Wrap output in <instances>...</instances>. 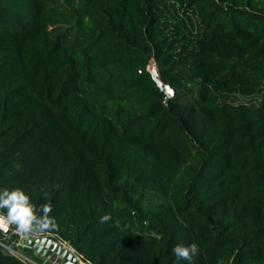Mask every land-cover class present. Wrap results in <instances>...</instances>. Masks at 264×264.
Here are the masks:
<instances>
[{
	"label": "trees",
	"instance_id": "16d2710c",
	"mask_svg": "<svg viewBox=\"0 0 264 264\" xmlns=\"http://www.w3.org/2000/svg\"><path fill=\"white\" fill-rule=\"evenodd\" d=\"M15 188L87 264H264V0H0Z\"/></svg>",
	"mask_w": 264,
	"mask_h": 264
},
{
	"label": "clouds",
	"instance_id": "9594fccd",
	"mask_svg": "<svg viewBox=\"0 0 264 264\" xmlns=\"http://www.w3.org/2000/svg\"><path fill=\"white\" fill-rule=\"evenodd\" d=\"M0 209H6V214H0V228H7L10 224H15V231L21 235L27 236L34 232L55 228V218L49 214L52 208L48 204H42L38 211V216L34 211V206L30 203V197L20 188L11 191L8 189L0 192ZM111 219L109 215L100 218L101 223L108 222ZM179 260H184L187 264H192L193 258L199 254V247L196 243L185 245L177 244L172 249ZM217 264H224L222 259L217 260Z\"/></svg>",
	"mask_w": 264,
	"mask_h": 264
},
{
	"label": "water",
	"instance_id": "95a60500",
	"mask_svg": "<svg viewBox=\"0 0 264 264\" xmlns=\"http://www.w3.org/2000/svg\"><path fill=\"white\" fill-rule=\"evenodd\" d=\"M151 74L160 91L165 94L164 103L166 104L168 100L173 97L174 92L169 86L163 84L158 79L156 69L155 72H151ZM24 242L26 245H30L36 254L45 258L46 260H49L50 262H53V264H87L85 262L79 261L78 258L72 256L66 251V249L62 248L55 241H52L49 238H27Z\"/></svg>",
	"mask_w": 264,
	"mask_h": 264
},
{
	"label": "built area",
	"instance_id": "2783aa9c",
	"mask_svg": "<svg viewBox=\"0 0 264 264\" xmlns=\"http://www.w3.org/2000/svg\"><path fill=\"white\" fill-rule=\"evenodd\" d=\"M0 214H3L0 211ZM16 225L10 224L7 226V228H0V246L9 254L13 255L15 258H17L22 263H30V264H36L33 260L28 258L27 256H24L21 254L17 249L13 248L12 245L17 247L18 249L25 250V251H33V248L30 245L25 244V239L27 238H49L52 241H55L58 245H60L62 248L66 249L67 252H69L72 256H75L76 258L81 261L80 256L77 254V252L74 250V248L69 244V242L62 240L61 238L45 233L43 231L40 232H34L32 234H28L27 236L21 235L15 231ZM13 236H16V240L12 239ZM35 253V252H34ZM36 254V253H35ZM53 264V262H51Z\"/></svg>",
	"mask_w": 264,
	"mask_h": 264
},
{
	"label": "rangeland",
	"instance_id": "374dc122",
	"mask_svg": "<svg viewBox=\"0 0 264 264\" xmlns=\"http://www.w3.org/2000/svg\"><path fill=\"white\" fill-rule=\"evenodd\" d=\"M149 70L154 73L155 72V67L152 65L149 66ZM240 102H245L246 101H240ZM238 103V102H237ZM18 251L23 254L24 256H27L28 258H30L31 260H33L36 264H52L49 260H46L43 257H40L38 254H35L32 251H25V250H21L18 249Z\"/></svg>",
	"mask_w": 264,
	"mask_h": 264
}]
</instances>
